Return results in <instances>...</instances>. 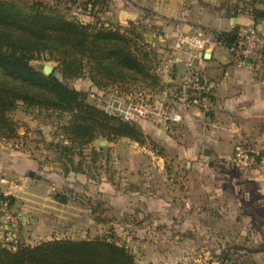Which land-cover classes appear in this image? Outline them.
Returning <instances> with one entry per match:
<instances>
[{
    "label": "rangeland",
    "instance_id": "1",
    "mask_svg": "<svg viewBox=\"0 0 264 264\" xmlns=\"http://www.w3.org/2000/svg\"><path fill=\"white\" fill-rule=\"evenodd\" d=\"M177 1L174 4L162 0L159 5L158 0H111L109 8L98 17L80 9L79 5L66 3L61 7L68 16L77 17L85 23L96 22L99 17L100 21L115 24L137 21L155 49H166L174 37V30H202L212 35L211 13L194 0ZM210 1L212 5L220 3L225 8L234 2ZM163 4L167 13L161 10ZM138 7L143 10L141 16ZM215 17L218 21L217 15ZM32 64L42 71L49 65L53 67L52 73L61 78L59 62L46 54L32 61ZM66 82L71 87L88 92L91 102L113 114L121 115L131 102L137 103L139 99L136 95L125 93V86L96 87L87 76ZM164 96L161 92L160 99L166 104L175 102L171 96L162 99ZM153 102L152 107L160 113L161 106H156L157 100ZM176 108L185 110L180 104ZM186 109L192 115L196 110L200 114L196 118L205 116V111L199 106L193 105ZM13 117L20 125L23 138L19 141L0 140V150L14 152L17 163L28 165L22 176L2 173L14 179L27 178L25 189L11 197L13 208L22 214L25 221L20 233L21 242L36 245L56 236L80 239L112 235L118 243L125 244L135 254L136 264H220L218 257L223 251H229L231 255L230 261L225 260L224 264L264 263V252L247 253L245 249H236L255 248L264 236L263 218L250 219L255 217V212L256 217L264 215V204H261L263 206H260L259 211H254L257 204L252 199L260 195L259 190H254L250 196L247 191L248 186L264 187V181L258 183L256 180L247 185V180L242 178L247 171L257 173L255 170H263V160L258 167L241 169L233 162L235 147L230 156L232 164L229 171L236 177V183L229 186L227 182L217 179L215 162L210 164L209 159L196 164L194 169L189 168V159L183 156L185 135H182V129L179 130L180 136L176 133L173 135L174 140L170 145L165 143L166 146H162L166 153L163 168L158 164L159 159L155 158L158 154L152 145L141 146L128 138L109 141L100 135L95 139L94 147L100 149L96 144L99 139H104L108 144L104 146L92 174H84L87 179L78 180L60 171L63 168L54 161L56 154L49 148L51 142L61 138L62 125L71 118L70 115L59 111L27 110L21 105L13 112ZM139 119L148 120L149 126L160 136V133L169 135L171 129L176 128L170 121L161 124L149 117H136L133 120L140 124ZM207 122L212 123L210 120ZM251 147L259 153L255 147ZM89 151L90 148L86 150ZM34 165L38 169L33 168ZM36 186H40L38 189L41 191L49 190L48 193L43 192V197L48 199L38 196L34 190ZM219 186H226L223 193L221 189L216 191ZM145 192L148 195H144ZM157 192L168 196L175 204L174 209L164 214L150 208L155 202L145 197ZM61 196L66 197V201ZM43 201L46 202L44 206L41 205Z\"/></svg>",
    "mask_w": 264,
    "mask_h": 264
},
{
    "label": "trees",
    "instance_id": "2",
    "mask_svg": "<svg viewBox=\"0 0 264 264\" xmlns=\"http://www.w3.org/2000/svg\"><path fill=\"white\" fill-rule=\"evenodd\" d=\"M111 0H0V140L23 138L13 112L21 105L28 109L59 111L70 115L62 125L61 138L50 143L62 166L71 172L90 176L105 149L93 142L100 135L109 141L128 138L141 146L152 145L156 153L166 155L140 124L120 114L110 113L89 100V93L66 82L87 76L99 88L125 86V93L162 91L168 85L156 73L161 55L147 40L139 22H83L68 16L62 5L100 16ZM201 5L212 7L199 0ZM226 16L247 12L255 24L264 23V0H234L231 5L216 7ZM214 40L224 48L239 36L240 26L230 31L211 30ZM46 54L59 62L61 78L46 75L32 61ZM126 85H130L127 88ZM214 98L211 93V100ZM140 120V119H139ZM138 121V120H137ZM90 148L89 152L86 150ZM261 162L262 157L257 153ZM66 201V197H60ZM247 253L264 252V237L255 247H236ZM230 261L229 251L218 257ZM0 264H136L135 254L112 235L95 238H52L36 245L20 242L16 248L0 244ZM264 264V263H263Z\"/></svg>",
    "mask_w": 264,
    "mask_h": 264
},
{
    "label": "crops",
    "instance_id": "3",
    "mask_svg": "<svg viewBox=\"0 0 264 264\" xmlns=\"http://www.w3.org/2000/svg\"><path fill=\"white\" fill-rule=\"evenodd\" d=\"M168 1L173 2L174 4H177L178 2L177 0H166V2ZM194 1L205 11L212 14L210 21L212 22L211 24L213 27L211 30L230 31L233 28L240 26L241 31L256 26L264 35V23L255 24L247 12H241L236 16H226L224 8H216L221 6L220 3H214L215 5H212V1L204 0L212 5V8L201 5L199 0ZM161 2L162 0H158L159 5ZM179 2L183 1L179 0ZM160 8L161 7H159V10ZM164 8L163 4L161 10L167 13V9ZM137 11L141 12L139 14L141 16L143 12L142 8L138 7ZM169 11L171 12L172 8L171 10L169 9ZM215 15H217L218 21H216ZM176 31H172L174 37L179 32ZM169 44L167 45L169 46ZM168 46L166 49L165 47H157L159 54H161V52H163L162 54H165L168 50ZM203 71L205 72L209 83L213 82L216 84V88L213 90L214 98L212 99V109L209 112H205L204 118H196V116L200 115L196 110L193 111V113H195L194 116L188 109H182V124L172 123L175 124L176 128L171 129L169 135L160 133L161 136L149 126L148 120L141 119L138 122L141 124L144 132L151 135L160 146H166L165 143L170 145L174 140L173 135L176 133L180 136L181 131L179 130L182 129L184 132L182 135H185L183 137V156L189 159V168L194 169L196 164H202L205 159H209L208 162L210 164L215 162V169L218 171L217 179L227 182L229 186H233V184L236 183V177H233L229 170L230 164H232L230 156L233 154L235 147L243 144L244 141H249L250 145L255 147V149L261 154L262 160L264 161V66L259 71H253L249 68L242 67L237 61H235L227 49L218 46L211 52L209 58H204ZM183 75L184 67L182 65H176L169 73L163 76V82L168 86L162 91H155V100H157L156 106H161L160 93L162 92V94L165 95L162 99L170 97L171 92L176 88ZM151 119L158 120L159 123L165 124L161 122L158 116L152 117ZM201 120H203V122ZM209 120L212 121V123L207 122ZM178 124L182 126H178ZM114 144L117 145L116 143ZM93 146H95L94 142ZM142 149H145V147H142ZM149 152L151 153V151ZM156 157L159 159V166L163 168L164 158L155 155V158ZM30 164V166H32L31 160ZM27 166L28 165L26 164L21 165L17 163L16 154L14 152H1L0 150V175H3L2 173H7L11 176H22L25 175L24 171ZM33 168L38 169V166L34 165ZM42 172L45 171L42 170ZM255 172L257 173L247 171L243 175L242 178L247 180V185L252 182L255 183L254 181L256 180L258 183L264 181V169H257ZM70 175L77 177L78 180H80V178H86L84 177V174L80 173L76 174L71 172ZM34 188L36 193H38V196L44 200L48 199V197H43V192L48 193L49 190L41 191L38 189L40 186ZM224 188L226 189V186H219L216 191L221 189L223 193L225 191ZM254 190L255 192L256 190H259L258 194H260L255 199H252L254 200V203L257 204L254 211H259L260 206H263L261 204H264V191L262 192L264 187L251 188V186H248L247 191L249 196L254 194ZM144 195L148 194L145 192ZM167 197L163 196L160 192H157V194L145 198L155 202L154 206L150 208H153L156 212L165 214L174 209L175 206L171 199ZM41 205H46V202L43 201ZM256 218H263L264 220V215L256 217L255 212V217L250 219L254 221ZM24 222L25 221H23V224ZM263 237H261V240ZM56 238L59 237L56 236Z\"/></svg>",
    "mask_w": 264,
    "mask_h": 264
},
{
    "label": "built area",
    "instance_id": "4",
    "mask_svg": "<svg viewBox=\"0 0 264 264\" xmlns=\"http://www.w3.org/2000/svg\"><path fill=\"white\" fill-rule=\"evenodd\" d=\"M211 45H215V48L222 46L219 41L214 40L212 35L202 30L179 31L169 44L167 52L162 54L156 69V73L163 78L174 66L184 67L182 79L170 94L175 102L165 104L161 101V109L158 111L160 113H157L156 108L152 107L155 92H138L135 94L139 98L137 103L131 102L129 108L123 111L125 118L147 119L158 115L161 122L165 124L169 121L181 123L183 114L176 108L178 104L185 108L195 105L205 112L211 111V93L216 88V84L209 83L203 71L204 58L200 55ZM225 49L242 67L259 71L264 66V35L256 26L241 31L237 39ZM233 162L244 170L258 167L260 164L257 152L251 147L249 141H244L237 146ZM17 178L14 179L6 174L0 176V242L10 248H16L21 242L20 233L23 225L22 214L13 208L11 197L25 189L27 178Z\"/></svg>",
    "mask_w": 264,
    "mask_h": 264
},
{
    "label": "water",
    "instance_id": "5",
    "mask_svg": "<svg viewBox=\"0 0 264 264\" xmlns=\"http://www.w3.org/2000/svg\"><path fill=\"white\" fill-rule=\"evenodd\" d=\"M215 49V45H211L208 49H206L204 52L200 53V55L207 59L210 57L211 52ZM53 67L46 65L43 69V73L46 75H50L52 73ZM121 116H125L124 112L121 113ZM96 144L99 145L100 147L106 146L108 144L107 141H105L104 139H99L96 140Z\"/></svg>",
    "mask_w": 264,
    "mask_h": 264
}]
</instances>
